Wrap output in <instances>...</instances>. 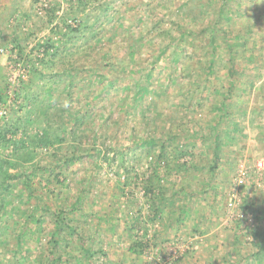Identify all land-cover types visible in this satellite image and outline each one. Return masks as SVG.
<instances>
[{
  "label": "rangeland",
  "instance_id": "1",
  "mask_svg": "<svg viewBox=\"0 0 264 264\" xmlns=\"http://www.w3.org/2000/svg\"><path fill=\"white\" fill-rule=\"evenodd\" d=\"M60 1L62 7L59 14H62L69 8L70 2ZM136 1L128 0L126 8L139 7ZM198 1L200 0L194 1L197 12L194 11L192 19L179 17L177 10L182 11L183 7L178 0H163L157 3L159 6L154 3L153 11L158 10L160 16L158 20L145 16L144 11L140 13L135 11L130 14V18L135 17L137 21L142 22L141 28H134L132 33L138 39L144 38L147 34L151 38L150 48L153 54L155 52L157 54L160 48L168 47V42L176 37L173 27H169L163 20L167 23L178 20L179 24L185 23L188 30H192V24L197 22V26L202 28L207 20L213 19V15L217 14L218 8L222 6L225 16L230 17V13L227 12L229 10L237 15V25L247 26L249 22L257 21L256 26L261 27V30L248 36L252 42L257 43L256 46L250 47L251 53H255L257 59L251 62L248 58V62L255 69L258 65L264 64V43L257 40L258 36L264 35V0H229L228 5H223L220 0H211L212 9L217 10L213 15L209 12L202 15L203 10L197 5ZM49 2L52 0H0V90L5 82L11 84L9 89L15 90L20 85L21 78L27 79L29 68L18 60L16 37L18 36L20 42L26 45V52L33 51L35 43L49 32L45 12V6ZM103 2H109L112 6L123 4L121 8L124 13V0H92L94 6ZM202 2L205 0H201L200 3ZM92 3L90 8L93 6ZM125 22L129 25L128 20ZM108 32L110 33L109 30ZM185 38L183 46H190L191 52L192 37L187 35ZM232 43L236 47L239 43L238 38H234ZM225 52L226 47L220 43L218 54L221 57L216 59L217 63L223 60ZM33 54H36V50ZM127 56L129 58V55ZM119 63L120 72L125 73L127 78L131 80L139 78L140 82L152 80L150 86L153 90L148 91L143 102L146 99L148 102L156 100L158 112H169L173 120L169 119V115L156 119L153 106L145 104L146 113L141 108H135V118L127 115L126 111L133 103L134 95L125 98L129 91L122 87L116 88L106 108L99 110L101 120L106 121L111 117L114 123L110 120V124L104 129L106 137L101 136L95 147H91L87 162L82 164L74 161L70 168L64 171L54 166L55 172L51 175L48 169H44L32 177L34 194L48 209L56 210L58 205L65 201L69 205L73 203L78 206V209L70 212V218L78 225L79 235L76 233L69 236L71 240L75 239V244L70 247L68 254L64 255V263L170 264L166 260L172 255L175 257L171 261L173 264H256L253 253L257 249L255 245L257 239L253 230L261 229L264 234V121L260 122L261 119L264 120V115L259 119L257 115L259 110L253 109L264 103L263 93L258 91L264 86V68L257 73L252 69L251 75L256 78L258 76L259 80L247 96L249 107L246 113L238 115L237 121H243L246 126L244 138L241 139L242 136L237 134L235 144L230 147L231 151L229 149L226 152L220 159L218 168L213 172L209 166L213 159L206 147L201 149L200 141V135L209 132L208 119L201 110L199 113L188 112L189 116L185 117L177 109H173L172 106L176 104L174 97L168 98L169 89L165 91L166 79L172 71L157 65L149 74L142 67H140L142 72L135 74L136 72L131 70L133 65L131 61L123 58ZM187 68L189 69L190 65ZM200 73V76L209 77L205 70ZM158 79L164 82L163 87L157 86L162 82H158ZM48 81L47 84L50 85ZM220 83L219 86L225 90L227 78L222 76ZM183 86L184 84L180 88ZM57 89L60 87L57 86ZM132 90L138 91L135 87ZM235 98L238 99L237 95H234ZM93 100L96 101V96L91 101ZM82 105L83 102L80 106ZM148 108L150 110H147ZM8 110L4 107L0 114ZM148 116L151 119H147ZM130 118L137 123L136 132H133L131 127L135 122ZM172 122L176 126L182 124V128L192 131L186 143L191 144L193 155L181 157L180 161L189 160V165L193 164L194 168L181 173L169 171L164 161L160 162L154 152L147 157L144 154L147 146H151V142L153 144L158 142L165 126L170 128ZM150 133L151 138L148 137ZM111 148L114 149L109 151V159H103V150ZM233 148L241 152L238 159L234 153L235 160ZM66 149H72L69 142L63 145V152H66ZM99 149L102 150L100 156ZM134 149L143 150L141 162H136ZM124 152L127 158L125 165L135 163L139 176L131 175L127 178L122 163ZM50 160L52 159L46 156L41 164H49ZM260 162H263V166H260ZM174 166L172 163L171 167ZM60 171H63L60 177L62 181L56 182L55 174ZM150 177L152 183L163 185L166 194L160 203L161 218L156 220L151 216L152 200H148L144 194V184ZM23 193L24 189L20 183L13 195L15 200L11 208L16 212L15 226H18V231L24 228V223L27 222L30 229H25L26 240L28 247H31L37 237L34 230L42 227V224L49 230L53 227V224L45 223L52 215L50 211L45 213L46 211L39 209L36 217L28 218L29 209L35 200L22 197ZM39 218L42 223H38ZM50 233L46 230L45 234ZM10 235V231L0 234V246L10 241ZM80 239L83 243H80ZM88 248L92 254H87ZM32 261L33 259H30L28 264H32Z\"/></svg>",
  "mask_w": 264,
  "mask_h": 264
},
{
  "label": "trees",
  "instance_id": "2",
  "mask_svg": "<svg viewBox=\"0 0 264 264\" xmlns=\"http://www.w3.org/2000/svg\"><path fill=\"white\" fill-rule=\"evenodd\" d=\"M161 1L163 0H137L136 5L139 7L127 9L128 0H124L123 13L121 8L123 4L112 6L109 2H103L94 6L92 0H69V8L59 14L61 1L52 0L45 6L49 32L35 43L33 51L26 52V45L20 42L18 36L16 37L18 60L29 69L27 79L21 78L18 88L11 90L9 89L11 84L5 82L0 90V112L4 107L9 109L0 114V234L10 231L12 235L10 241L0 246V264H28L30 259H33L32 264H65L63 257L75 244V239L71 240L69 236L78 233V225L70 218V212L78 209V206L73 203L69 205L65 201L61 202L56 210L48 209L34 194L32 177L40 170L48 169L51 175L55 168L60 167L63 171L69 169L74 161L82 164L87 162L91 147H95L101 136L106 137L104 129L110 124V120L113 122L111 117L106 121L101 120L99 110L106 108L116 88L122 87L129 91L125 98L134 95L133 103L126 111L127 115L135 118V108L145 110L147 107L144 104L153 106L156 119L169 115L166 111L158 112L156 100L148 102L146 99L143 102L148 91L153 90L152 80L140 82L139 78L132 80L127 78L125 73L120 72L121 59L133 63L131 70L133 69L132 72H136L135 74L142 72L140 67L149 74L157 65L172 71L166 79L165 91L168 88L167 97H174L176 104L172 106L173 109H177L185 117L189 116L188 112L199 113L201 110L208 119L209 132L201 134L200 141L201 149L206 147L213 159L209 165L211 171L215 172L220 159L229 149L231 151L230 147L235 144L237 134L242 136L241 139L244 138L246 126L243 121H237L238 115L246 113L249 107L247 96L259 80L258 76L256 78L251 75L255 67L252 68L248 62V58L251 62L257 59L255 53H251L250 50V47L256 46L257 43L252 42L248 36L259 32L261 27L256 26L257 21L249 22L247 26L237 25V15L229 10L227 12L231 18L225 16L222 6L218 8L217 14L213 15L217 10L212 9V1L205 0L200 3V0L197 5L203 10L202 15L212 13L213 19L207 20L202 28L194 22L192 30H188L185 23L179 24L178 20L173 23L163 20L169 27H173L176 37L168 42V47L172 49L160 48L157 54L156 52L153 54L150 48L151 38L146 34L144 38L138 39L132 33L134 28H141L142 21H137L135 17L130 18V14L144 11L145 16L158 20L160 19L158 10L153 11V6L154 3L158 5L157 3ZM178 1L183 5L182 11L177 10L179 17L192 19L196 0ZM220 1L223 5L230 3L229 0ZM125 19L129 21V25ZM187 35L193 40L191 52L190 46H183ZM234 38L239 40L236 47L232 43ZM257 40L264 43V35L258 36ZM220 43H223L227 52L222 56L223 60L217 63L216 59L221 57L218 54ZM35 50L36 54H33ZM188 65L190 70L187 68ZM262 68L264 64L258 65L255 72ZM204 70L209 77L200 76V72ZM222 76L227 78L225 90L219 86ZM183 84L184 86L180 88ZM159 85L163 87L164 82L157 86ZM57 86L60 89L56 90ZM134 87L138 91H133ZM258 91H261L264 97V86ZM234 95H237V100L234 99ZM95 96L96 101H91ZM82 102L83 105L80 106ZM254 110H259L257 113L259 119L260 116L263 118L264 103ZM169 117L173 120L172 115ZM148 118L151 119L150 116ZM262 121L264 120L261 119L260 122ZM134 122L131 127L133 132H136L137 123L135 120ZM172 123L170 128L165 126L164 132L159 136L158 142L156 141L157 144L151 142V146L143 149L146 157L154 152L160 162L164 161L169 171L181 173L194 168L193 164L189 165V160L180 161L181 157L193 155L191 144L186 143L192 131L182 128V124L176 126L174 122ZM148 125L147 123L146 126ZM151 136L150 133L148 137ZM68 142L72 149L63 152V145ZM112 149L114 148L103 150V159H109V151ZM98 151L100 156L102 150ZM236 151L233 148L234 160L241 154ZM134 152L136 162H141L143 150L134 149ZM46 156L52 160L49 164L43 165L41 163ZM126 160L124 152L122 163L127 178L131 175L139 176L135 163L127 166ZM172 163L175 164L174 167H171ZM63 171L55 174L56 182L62 181L60 177ZM152 182L151 177L146 179L144 194L148 200H152L151 216L156 220L161 218L160 203L166 194L162 184ZM20 183L24 189L22 197L35 200L29 209L28 218L36 217L39 209L46 211L45 213L50 211L52 215L45 223L53 224V227L49 230L42 224V227L34 230L37 237L31 247H28L26 240L25 229H30L27 222L24 223V228L18 231V226H15L16 212L11 208L15 200L13 195ZM41 218L38 219V223H42ZM43 218L45 220V217ZM46 230L51 233L45 234ZM253 232L257 239L255 244L257 249L253 253L254 261L256 264H262L264 234L257 228H254ZM80 243H83L82 239ZM87 254H92L89 248Z\"/></svg>",
  "mask_w": 264,
  "mask_h": 264
},
{
  "label": "built area",
  "instance_id": "3",
  "mask_svg": "<svg viewBox=\"0 0 264 264\" xmlns=\"http://www.w3.org/2000/svg\"><path fill=\"white\" fill-rule=\"evenodd\" d=\"M259 164H260V166H263V162H260ZM174 258H175L174 256L170 255V256L167 258L166 261H167L168 263H171L172 259H174Z\"/></svg>",
  "mask_w": 264,
  "mask_h": 264
}]
</instances>
